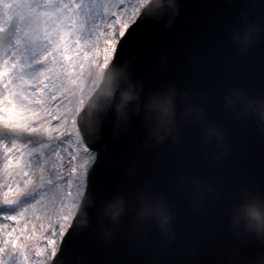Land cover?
I'll return each mask as SVG.
<instances>
[{
    "label": "snow or ice",
    "instance_id": "1",
    "mask_svg": "<svg viewBox=\"0 0 264 264\" xmlns=\"http://www.w3.org/2000/svg\"><path fill=\"white\" fill-rule=\"evenodd\" d=\"M146 3L0 0V264L94 257L92 231L77 222L107 180L118 144L102 155L84 134L81 113L94 75L148 60ZM120 246L143 264L128 238Z\"/></svg>",
    "mask_w": 264,
    "mask_h": 264
},
{
    "label": "clouds",
    "instance_id": "2",
    "mask_svg": "<svg viewBox=\"0 0 264 264\" xmlns=\"http://www.w3.org/2000/svg\"><path fill=\"white\" fill-rule=\"evenodd\" d=\"M179 2L147 0L145 15L170 29ZM225 2L236 9L225 25L231 51L244 57L264 43V0ZM157 62L163 70L168 56ZM133 63L127 60L94 75L95 87L84 101L80 123L90 143L102 144L108 130L111 141L119 144L138 119L142 138L136 153L163 150L162 171L141 176L136 154L129 157L113 194L89 198L79 213L78 230L90 229L106 245L121 235L137 244L154 240L155 250L143 264H264V179H229L223 173L238 148L236 131L245 135L251 128L264 139V80L226 82L215 96L171 82L147 89L135 77ZM101 151L107 154L106 144ZM166 153L175 154V164H166ZM212 216L232 243L205 262L198 258L195 240L180 226L186 218ZM209 235L214 238L215 232ZM73 264L88 260L79 257Z\"/></svg>",
    "mask_w": 264,
    "mask_h": 264
},
{
    "label": "water",
    "instance_id": "3",
    "mask_svg": "<svg viewBox=\"0 0 264 264\" xmlns=\"http://www.w3.org/2000/svg\"><path fill=\"white\" fill-rule=\"evenodd\" d=\"M149 32H150L151 37L154 41L153 50L164 51L166 48V43H168L169 39L171 38V34L167 33L163 36H156V34L152 28H149ZM159 57H157L156 55L150 54L148 60L146 62L142 63L136 70H134L135 77L141 79L144 82L145 88H147V89H153V88L160 87L162 82H163L164 77L168 73L174 72L175 61H173V62L168 61L167 67L162 70V69H160L159 64L157 62ZM191 62L192 61H189L188 64ZM105 133H106L105 135L108 137L106 139L105 144L107 146L114 144L111 141L110 134H109L108 130H106ZM132 136L134 137V139H137V142L135 145L130 143ZM140 138H142V132H141L139 121L137 119L136 121H134L132 131H130L128 136L122 140V142H123L122 146L126 145L128 154H127L126 159H124L121 163H118L117 172H118L119 182L122 178V174H123L124 169L127 167L128 158L134 154H136V157L138 155V152L136 153V149H137V144H138V141L140 140ZM103 143H104V141L102 142V144ZM152 151H149L148 153L151 154ZM103 153H102V155H103ZM146 162L147 161L143 162L140 165V175L141 176L149 174L147 172V170H149V167H147ZM102 185L97 189L94 196H97L100 193V191L102 189ZM116 185H117L116 182H112V184L109 186L108 196L113 194V192L116 188ZM94 222L95 221L93 220V223ZM91 234L95 240L96 252H95L94 257H92L90 264H136L135 260L132 261V256L129 257L127 255L128 250L123 249L120 246L121 236H119L117 238V240L114 241L111 245H106L103 242H101L100 240H98L96 238V236L93 234V232ZM133 249L136 250L137 247L134 246Z\"/></svg>",
    "mask_w": 264,
    "mask_h": 264
},
{
    "label": "bare ground",
    "instance_id": "4",
    "mask_svg": "<svg viewBox=\"0 0 264 264\" xmlns=\"http://www.w3.org/2000/svg\"><path fill=\"white\" fill-rule=\"evenodd\" d=\"M226 39H227V36H226ZM227 40H228V39H227ZM227 51H228V49H227ZM53 123H56V122L54 121Z\"/></svg>",
    "mask_w": 264,
    "mask_h": 264
}]
</instances>
